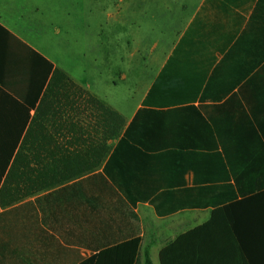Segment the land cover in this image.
Segmentation results:
<instances>
[{"label": "crops", "instance_id": "0c3cea01", "mask_svg": "<svg viewBox=\"0 0 264 264\" xmlns=\"http://www.w3.org/2000/svg\"><path fill=\"white\" fill-rule=\"evenodd\" d=\"M112 3L0 0V264H264V0Z\"/></svg>", "mask_w": 264, "mask_h": 264}, {"label": "rangeland", "instance_id": "374dc122", "mask_svg": "<svg viewBox=\"0 0 264 264\" xmlns=\"http://www.w3.org/2000/svg\"><path fill=\"white\" fill-rule=\"evenodd\" d=\"M83 4H81L79 6V9L77 11V13H79L81 16H85V15H92L95 14L96 17H99L102 14V4H100L101 2L104 3V0H99V4L97 3V6L94 7V11L92 12V1L91 0H81ZM106 4L108 2H113L117 3V0H105ZM77 8V7H76ZM114 9V8H113ZM182 20H175V28L174 31H171L172 33L176 32L179 30L180 25L182 24ZM98 31V30H97ZM115 31H117L116 33H113V37L108 39L105 38V36L101 35V38H96L94 40H88L86 38H78L77 40H75V43L77 44L79 49H83L85 48L86 50L88 48H94L97 50V56H100L103 51L105 49L108 48H113L114 46H116V44H120L122 46V48L124 47V45H126V40H124L123 38H120L121 33H119V30L116 29ZM158 31V29L156 30V32ZM130 34V30L128 31ZM82 34V33H81ZM148 35V38L145 39V49H147L148 51L151 49V47H153L154 45H156L157 42H162L165 40L166 42L168 41H172L171 38L170 39H164L161 38V36H163L162 33H146ZM169 37H174V35L170 34ZM128 51L129 54L130 52L134 49L135 45L132 42V40H128ZM85 50V51H86ZM103 50V51H102ZM86 55L85 54H81L80 57L83 58ZM130 56V55H129ZM150 55L145 54L144 58H145V65H144V70L143 71H135V70H129L126 72H123V74H125L127 76V78L125 80H121L120 78H116V72H109V71H105V72H99V73H103V78L100 79L99 77H97L98 72H92L93 76L96 78V87L99 91L106 93L107 97L115 102V104L121 106L122 110L128 114V116L132 113L137 101H139V99L142 97V95L144 94L147 86L149 85L151 78L153 76L154 70H153V66L151 65V63H149V58ZM84 77L87 78V74L84 75ZM109 77L113 78V81L116 82V85H112L109 86L107 84V82L105 81V79H109ZM126 99V102H125Z\"/></svg>", "mask_w": 264, "mask_h": 264}, {"label": "trees", "instance_id": "16d2710c", "mask_svg": "<svg viewBox=\"0 0 264 264\" xmlns=\"http://www.w3.org/2000/svg\"><path fill=\"white\" fill-rule=\"evenodd\" d=\"M5 169H6V168H3V170L0 172V183H1V180H2V178H3V176H4ZM149 264H150V263H149Z\"/></svg>", "mask_w": 264, "mask_h": 264}]
</instances>
